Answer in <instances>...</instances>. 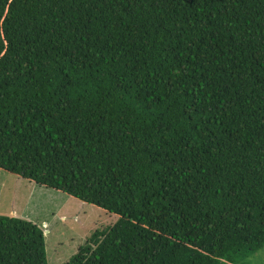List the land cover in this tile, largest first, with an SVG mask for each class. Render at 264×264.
I'll return each mask as SVG.
<instances>
[{
  "label": "trees",
  "instance_id": "1",
  "mask_svg": "<svg viewBox=\"0 0 264 264\" xmlns=\"http://www.w3.org/2000/svg\"><path fill=\"white\" fill-rule=\"evenodd\" d=\"M0 168L117 214L62 264H237L264 245V0H0ZM0 214V264H48Z\"/></svg>",
  "mask_w": 264,
  "mask_h": 264
},
{
  "label": "rangeland",
  "instance_id": "2",
  "mask_svg": "<svg viewBox=\"0 0 264 264\" xmlns=\"http://www.w3.org/2000/svg\"><path fill=\"white\" fill-rule=\"evenodd\" d=\"M0 214L21 217L44 230L48 264H62L95 230L118 215L55 188L0 168ZM237 264H264V245Z\"/></svg>",
  "mask_w": 264,
  "mask_h": 264
}]
</instances>
